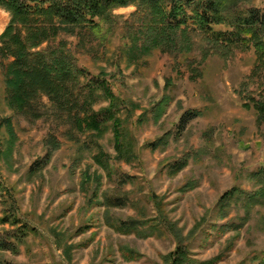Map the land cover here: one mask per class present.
<instances>
[{
	"label": "rangeland",
	"instance_id": "obj_1",
	"mask_svg": "<svg viewBox=\"0 0 264 264\" xmlns=\"http://www.w3.org/2000/svg\"><path fill=\"white\" fill-rule=\"evenodd\" d=\"M235 1L238 12L264 11V0ZM9 20L0 9V34ZM104 20L98 33H61L41 47H65L82 69L67 104L41 93L33 108L16 109L0 69V218L9 219L0 240L12 244L0 249V264H169L180 243L188 264H258L264 196L251 197L263 188L264 120L253 103L264 102V58L251 45L219 49L194 35L152 43L132 5ZM102 84L120 100L133 155L118 159L111 121L98 136L76 125L108 105ZM230 190L237 198L221 211ZM131 219L133 231L118 230Z\"/></svg>",
	"mask_w": 264,
	"mask_h": 264
},
{
	"label": "trees",
	"instance_id": "obj_2",
	"mask_svg": "<svg viewBox=\"0 0 264 264\" xmlns=\"http://www.w3.org/2000/svg\"><path fill=\"white\" fill-rule=\"evenodd\" d=\"M237 3L235 0H0V9L10 15L9 23L0 34V69L3 71L8 101L16 109H31L34 98L44 93L59 105L69 103V83L80 72L83 74L82 69H77L73 57L65 51V47L60 45V48L53 50H42L41 47L54 41L61 33H98L112 10L130 5L142 13L144 24L140 30L149 36L152 43L172 45L176 44L174 37L177 35H194L219 49L236 46L247 48L251 45L259 57L264 58V41L260 37L264 30V11L249 8L238 12ZM215 25H225L231 30L215 31ZM140 49L144 47L141 46ZM101 89L108 99V105L86 117L77 116L76 125L79 129L94 131L98 136L105 130L103 125L111 121L118 159L127 154L133 155L130 145L123 139L121 120L115 112L120 100L104 84ZM72 102L70 109L76 105L75 101ZM85 103L84 101L81 106ZM253 107L257 121L262 122L264 102L257 101L253 103ZM197 115L194 112L190 118ZM187 116L186 113L182 115L181 123L186 121ZM6 124L13 137V126L9 119H6ZM49 143L53 149L59 146L53 138ZM50 154L51 149L42 159V164L46 163ZM96 159L101 163L100 157ZM256 176L262 179L263 188L260 193L251 197L253 200L264 196V168ZM234 197L237 198L235 190L227 191L219 198L216 206L222 211ZM106 200L108 204L119 201L118 198ZM8 221V218H0V223ZM11 222L15 223V220ZM137 224L132 219L122 221L118 230L129 233ZM155 230L159 231L158 226ZM10 245V242L0 240L1 250L10 249ZM123 253L127 259L138 257L131 250ZM168 258L169 264H188L190 261L188 251L181 243ZM258 264H264V257Z\"/></svg>",
	"mask_w": 264,
	"mask_h": 264
}]
</instances>
